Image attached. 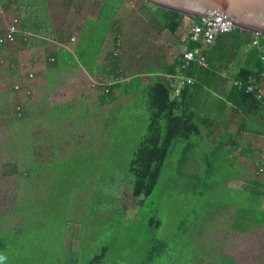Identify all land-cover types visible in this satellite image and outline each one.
<instances>
[{
    "label": "rangeland",
    "instance_id": "rangeland-1",
    "mask_svg": "<svg viewBox=\"0 0 264 264\" xmlns=\"http://www.w3.org/2000/svg\"><path fill=\"white\" fill-rule=\"evenodd\" d=\"M18 3L21 11L23 7L31 9L35 19L63 22V30L68 32L79 28V47L88 55L94 56L107 48L109 57H119L125 68L111 80L113 83L118 78L121 82L112 86L127 81L129 71H133L127 67L130 58L138 62L134 68L137 72L143 67L140 61L145 60L146 51L149 49L153 55L149 46L154 44L151 34L156 30L150 29L144 8L150 7L154 12L155 7L143 0H18ZM191 20L186 18L185 25ZM114 22H122L119 50L113 43L116 34L110 38ZM142 23L147 25L144 27ZM183 29L185 26L180 33ZM158 36L174 56L183 50L175 52V45L169 47L178 44L176 36L165 31ZM183 38L187 35L179 39ZM172 58L165 56L164 63ZM148 63L151 65L152 61ZM240 65L238 62L235 67ZM261 82L264 86V77ZM130 95V102L117 109L119 116L110 118V128L103 134L105 147L100 140L96 151L88 147L90 144L84 147L87 134H92L83 132L93 128L91 124H81L91 119L85 115L86 109H50L51 116L32 117L28 121L19 116L1 120L0 211L5 213L0 217V241L8 250H0V264H83L104 244L111 245L104 264H142L155 240L167 241L168 246L164 255L151 264H232L229 257L236 264H264L263 235L242 238L227 230L220 231L224 223L220 206L216 212L217 206H211V214L204 211L210 210V202L238 199L232 192L226 195L220 178L212 190L204 188V199L199 192H178L175 183L179 174L171 161L153 192L141 202L142 207L139 199L132 196L128 172L146 132L148 113L140 108L143 100L140 88H131ZM72 118L74 125L63 123ZM45 133L51 134L48 140ZM79 134H83L81 143L75 142ZM77 142L83 146L79 147ZM181 155L176 149L174 157ZM151 217L160 221L157 229L150 228ZM210 217L216 222H207ZM182 220L187 223L180 229ZM205 223L203 235L197 236L196 230V235L193 234L191 225ZM244 246L258 247L257 252L241 251Z\"/></svg>",
    "mask_w": 264,
    "mask_h": 264
},
{
    "label": "crops",
    "instance_id": "crops-1",
    "mask_svg": "<svg viewBox=\"0 0 264 264\" xmlns=\"http://www.w3.org/2000/svg\"><path fill=\"white\" fill-rule=\"evenodd\" d=\"M23 9V11L20 10L18 0H0V12H2L0 14V37L7 34L8 25L13 19L17 18L20 24V33L16 36L15 43L8 47H0V123L1 120L9 121L10 118H18L16 107L19 105L23 108L21 118L27 121L32 117L51 116L53 112L50 109L69 108L74 111L80 108L86 109L85 115L91 119L86 122L82 121L81 124L84 126L91 124L93 128H86L83 133L97 135V138H94L87 134L89 138L91 137L90 139L97 140L91 141L87 137L88 141L85 142L84 147L90 144L91 146L88 147L93 151L98 148L97 143L100 140L102 147H105L102 141L105 138L103 134L110 128V118L119 116L117 109L130 102L132 95L128 96V94H130L131 88H140L143 99L140 101V108L146 113L145 104L149 85L156 79L167 81L170 75H164L163 71L170 69L178 56L188 51L189 48L187 42L191 31L181 34V37L187 35V38L180 40L179 36L177 37L178 44L169 46L175 45V52L179 48L183 49L175 56L164 48V44L158 36L161 33L155 31L156 36L151 34L154 44L149 46L151 49L153 48V55L149 54L148 47L145 60L140 61L143 67H139L137 72L134 71V68L137 67L138 62L130 58L131 62L129 65L127 64V67L129 66L133 71H129L131 73L128 74L127 81L118 86H111V94H104L102 89L93 90L90 85L97 79L112 84L111 80L116 78L117 71L113 68L114 60L109 57V49L106 48L101 53L97 52L94 56H90L85 49L79 47V28L74 32L65 31L63 22L52 23L51 19L48 21L35 19L31 9L27 7H23ZM144 10L151 21L153 10L150 7L144 8ZM149 21L147 23L150 29L155 30ZM121 23H113L110 38L115 34V28L121 30ZM142 25L145 27L147 24L142 23ZM142 25L141 27H143ZM193 25L195 24L192 20L187 24L188 27H193ZM71 37L75 38V42L69 45ZM62 45H69V48L64 49ZM246 52V49L241 51L235 61V66L238 62H244ZM165 56L173 58L164 63ZM92 58H94L93 61H91ZM149 61H152L151 65H149ZM123 63L120 59V69L125 68ZM145 65H149V67H145ZM124 68L123 70H125ZM237 69L231 62L228 69L221 71L220 77L230 78ZM30 74H33V78L29 77ZM140 77H146L148 80ZM134 81H136V85H134ZM167 82L169 83V81ZM230 84L229 81L219 88L218 93L223 95L218 97L220 100L224 98ZM16 86H20V91H15ZM199 95H194L189 91L183 94V98L186 103L193 104L204 123L208 126L211 125L210 128L203 129V150H209L219 143H222L224 149L226 148L228 155L225 158V163L219 167V173L225 188L238 196L237 205L231 204L229 211L224 212V223L219 230H227L234 236L242 238H251L257 234L264 236V224L258 226L257 223L260 217L259 209L264 210V196H261L263 179L257 174L261 157L264 154L263 115L254 108L244 107L245 105L234 111L230 105L224 106L223 100L211 104V97L206 98ZM205 103L210 104L205 105ZM75 114L78 115V112ZM63 123L74 125V118ZM46 131L50 133L48 127ZM45 135V140H48L51 134L45 133ZM77 138H75V142L81 143L83 134H79ZM77 145L83 146L78 142ZM47 148L45 146V149ZM259 204L261 205L259 206ZM248 210L251 212L248 213ZM239 212L242 215H239ZM235 220L237 225L233 227L232 223ZM244 227L245 230L241 231V228ZM257 248L244 246L240 249L241 251L254 252Z\"/></svg>",
    "mask_w": 264,
    "mask_h": 264
},
{
    "label": "trees",
    "instance_id": "trees-1",
    "mask_svg": "<svg viewBox=\"0 0 264 264\" xmlns=\"http://www.w3.org/2000/svg\"><path fill=\"white\" fill-rule=\"evenodd\" d=\"M186 18H188L186 15L180 13L155 8V11L151 13V21L149 23L159 33L168 31L176 37H181V34L185 33L186 29H189L185 25ZM190 19L194 20V24L199 22V18L190 17ZM183 26H185V29L180 33ZM115 34L114 47L119 50V38L122 32L119 28L117 30L115 28ZM255 42H257V45L254 44ZM187 44L189 47L188 51L201 47L190 42V35ZM219 48L220 51H218ZM201 49L206 60L205 66L192 63L188 69L183 70V54L185 53H182L170 69L163 71L164 75L173 76L169 83L165 79H156L149 85L145 104L146 113H148L146 114V132L137 146L128 172L131 194L135 199H139L140 204L153 192L166 165L170 164L171 161L172 167L176 168L179 174V179L175 183V190L178 192L181 190L190 191L193 194L199 192L204 199V188L205 190H212L213 184L219 181V178L221 179L219 167L225 163L228 152L226 148L224 149L222 143L212 146L209 150H203V129L205 127L210 128L211 125L208 126V124L203 122L201 115L193 107V104L191 102L186 103L183 94L189 91L194 93V95L201 93L200 97L212 98L211 104L218 101L222 102L223 100L224 106L230 105L234 111L237 110L236 108L245 105L244 107L246 108H254L260 112L264 118V99L259 100L257 98V93L262 87L261 81L264 77V35H259L256 38L252 32L236 28L231 33L217 36L212 46ZM243 49L247 51L244 55V62L237 67V71L232 73L230 78H221V71L228 69L231 62L235 67V61ZM110 58L114 60L113 68L117 71L115 77H119L121 75L120 59H118L119 57H113V55H110ZM179 75L192 77L195 80V84L186 86L181 90L179 96H175L174 92L178 84L176 76ZM229 81L231 84L226 90L224 98L220 100L218 97L223 95L218 93L219 88L226 85ZM208 104L210 103H205V105ZM191 108L194 109L191 110ZM176 149L181 151V156L174 157ZM199 187H201L200 191H198ZM229 193L230 191L227 190L226 195ZM261 196H264L263 192ZM203 199H200V201H203ZM237 200H231L229 197L228 200L223 202H210V210L205 209L204 211L211 214L213 213L211 206H217L215 212L218 211L220 206L221 212L224 213L229 211V206L234 204L233 202L237 203ZM202 206H204L203 203ZM250 212L251 210H248V213ZM4 213L0 211V217ZM259 213L258 226L264 224V210L259 209ZM238 214L242 215L240 212ZM211 220L212 217L207 222H216ZM186 223L187 220H182L179 228H183ZM232 225L233 227L237 225V221H233ZM149 226L157 229L160 226V221L151 217ZM191 226L193 234L196 235L194 230L199 233L197 236L203 235L204 231L202 230L207 228L206 223ZM197 226L198 228L196 229L195 227ZM200 230L202 231L201 234ZM244 230L245 227L241 228V231ZM166 246H168L167 241H153L152 247L142 264H151L159 257H162L166 251ZM0 250H8L5 243L1 241ZM110 250V244L102 245L83 264H104ZM229 259H232V264H236L234 258L229 257Z\"/></svg>",
    "mask_w": 264,
    "mask_h": 264
},
{
    "label": "built area",
    "instance_id": "built-area-1",
    "mask_svg": "<svg viewBox=\"0 0 264 264\" xmlns=\"http://www.w3.org/2000/svg\"><path fill=\"white\" fill-rule=\"evenodd\" d=\"M20 24L19 20L17 18L13 19L10 24L8 25V31L7 34L0 37V47H8L9 45H12L15 43L16 36L20 33ZM236 28L233 26L225 25L223 23H220L218 21H215L210 18H199V22L195 24L190 32V42L193 45H198L201 47H197L196 50L192 51H186L185 54H183V65L182 69L186 70L188 67L192 64H198L205 66L206 60L202 53L201 48L210 47L214 44L217 36L221 34H228L235 30ZM259 36L258 34L255 35L257 38ZM75 38L71 37L69 45L74 44ZM257 45V42L254 43ZM69 45L64 46L62 45V48L68 49ZM30 78H33V74L29 75ZM169 81L172 80L173 76H168ZM178 79V84L175 88L174 95L179 96L181 93V90L185 88L188 85H194L195 80L192 77H183L181 75L176 76ZM121 81H118V78L113 82L112 84L105 83L102 79H97L96 81H93L90 85L91 89L98 90L102 89L104 94H109L111 92V86L114 83H119ZM15 91H20V86L15 87ZM257 98L261 100L264 99V86L262 84V87L259 89L257 93ZM17 114L18 116L23 115V108L22 106H17ZM257 174L260 175L263 179L262 182V191L264 193V154L261 157V162L259 163Z\"/></svg>",
    "mask_w": 264,
    "mask_h": 264
},
{
    "label": "water",
    "instance_id": "water-1",
    "mask_svg": "<svg viewBox=\"0 0 264 264\" xmlns=\"http://www.w3.org/2000/svg\"><path fill=\"white\" fill-rule=\"evenodd\" d=\"M155 8L191 18H210L264 35V0H144Z\"/></svg>",
    "mask_w": 264,
    "mask_h": 264
}]
</instances>
